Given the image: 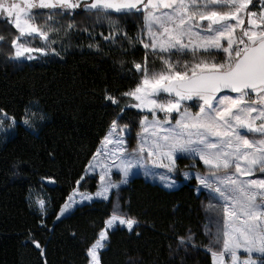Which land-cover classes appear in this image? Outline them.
<instances>
[{
  "label": "trees",
  "instance_id": "16d2710c",
  "mask_svg": "<svg viewBox=\"0 0 264 264\" xmlns=\"http://www.w3.org/2000/svg\"><path fill=\"white\" fill-rule=\"evenodd\" d=\"M143 15L114 13L116 38L106 40L112 34L109 22L101 15L98 23L95 13L76 9L60 19L75 25L59 31L66 44L61 56L23 63L12 60L17 31L0 20L5 37L0 41V110L21 121L36 105L45 116L36 133L18 126L0 145V264L89 263L86 249L105 228L111 202H94L57 217L77 187L96 193L97 180L85 174L112 122L135 123L143 116L122 95L141 79L134 64H144L146 56L149 63L140 42ZM106 95L120 103L112 104ZM34 192L45 195V216L30 204ZM121 194L124 211L139 226L132 232L121 227L109 232L100 264H213L195 181L169 191L137 176ZM191 234L194 245L180 247L178 238Z\"/></svg>",
  "mask_w": 264,
  "mask_h": 264
},
{
  "label": "snow or ice",
  "instance_id": "6c2138e0",
  "mask_svg": "<svg viewBox=\"0 0 264 264\" xmlns=\"http://www.w3.org/2000/svg\"><path fill=\"white\" fill-rule=\"evenodd\" d=\"M22 3L23 6L12 0H0V17L19 31L20 35L11 41L14 58L28 60L35 58L31 55L33 52L47 55V51L42 47H26L25 43L19 42L21 38L36 34L42 40L54 43L49 33L57 30L54 27L44 30L31 23L35 19L32 9L50 10L46 14L48 21H54L57 15H69L78 8L95 13L98 23L102 15L112 32L104 37L106 40L116 38L114 13L121 16L144 14L150 43H144L142 39L140 42L145 49H151L153 56L159 57L163 68L159 72L150 70L146 56L143 65L134 64L136 71L142 74L141 79L122 95L137 101L131 107L146 108L152 114L151 122L145 117L141 124L143 133H147L149 127L153 129V140L149 145L147 139L138 134L137 147L129 151L121 135L127 125L120 126L114 120L102 141V149H98L93 157L95 163L89 164L92 169L101 164L97 160L101 155L111 160V164H101V190L97 196L107 199L109 189L118 187V183L110 179L112 167L124 177L119 183H127L131 169L142 163L145 152L149 158H155L154 164L166 168L169 173L176 171L177 153L198 155L209 170L208 175L197 176L199 184L223 202L219 209H213L222 212L223 223L220 217L211 219L210 225L215 231L209 228L208 232L207 251L213 264H257L252 258L253 253L259 255V264H264V178L241 179L257 173L264 175V0H22ZM257 6L259 10H253ZM204 21L207 23H202ZM73 26L70 23L68 28ZM124 37L127 39L126 33ZM4 39L0 35V41ZM222 41H226V46ZM201 51L207 53L208 58H197ZM213 51L222 52L223 59L217 61ZM189 54L191 61L184 59ZM173 56H176L175 60ZM223 90L237 95L218 96ZM162 93L172 98L158 102L157 97ZM106 99L114 105L120 103L112 95H106ZM194 99L202 102L199 111L193 115L185 109L175 126H171V114L180 112L181 102ZM157 113H164V119L160 120ZM30 115L34 119L45 118L39 112ZM3 118L0 125L4 120H12L7 127L15 125V119L7 113H3ZM23 123L32 127L30 119H24ZM242 129L245 134L241 133ZM247 133L253 134L251 139ZM108 145L113 148L108 149ZM159 179L168 188L175 184L164 174ZM82 198L91 199L89 196ZM38 203L43 207V201ZM72 203H75L74 196L69 197L61 215ZM117 222L126 226L129 232L139 226L138 220L114 204L105 228L86 249L89 264H100L99 250L105 247L103 242L109 239L108 230ZM178 239L180 247L184 248L193 242L191 235ZM33 243L40 248L38 242ZM240 250L247 254L246 258H241ZM226 257L229 258L227 262Z\"/></svg>",
  "mask_w": 264,
  "mask_h": 264
},
{
  "label": "rangeland",
  "instance_id": "374dc122",
  "mask_svg": "<svg viewBox=\"0 0 264 264\" xmlns=\"http://www.w3.org/2000/svg\"><path fill=\"white\" fill-rule=\"evenodd\" d=\"M81 7H83V6H81ZM258 10H259V8H257V11ZM49 11L50 10H42L38 13L31 12V14H33L35 16V19L33 21H30V22L41 26L42 28H44V30H47L49 27H54L55 29H57L56 31H52L49 33L51 40H54L55 42L54 43L46 42V41L42 40L41 38H39V36L36 34H33L32 37L25 35V37L21 38V41H19V42L25 43L26 47H31V48H41L42 47V48H45L47 51V55H43L39 52H33V53H31V55H33L35 58L32 60H28L25 57H21V58L17 59V58H14L15 49L13 48L14 51H13L12 60L14 63H16V62L17 63L31 62L33 60H39V59H42V58L47 57V56H58L59 57V56H61L62 52L66 50V44L64 43V41L62 40V38L58 34L60 33L59 31L62 30L61 28H64V27L68 28L69 24H66V25L61 24L60 19L63 18V16H59V15L54 17V21H57V22L54 23V21H48L46 14ZM21 16L24 17L25 13H22ZM39 18L44 19V21L41 22L40 21L41 19H39ZM143 18H144V15H143ZM0 20L5 21L7 24H10L17 31V34H18L17 36L20 35L19 31L13 26L12 23L7 22L6 20H4L3 17H0ZM38 21H40V22H38ZM202 23L206 24L207 21H204ZM233 23H234V21H233ZM71 24H73V23H71ZM245 26H247L246 21H245ZM72 28H75V25ZM141 33H142L141 39L143 40V42L144 43H150V40H149L147 31L145 29L144 23L142 26ZM15 37L16 36H14L13 38H15ZM222 44H224L226 46V41H222ZM142 45H143V43H142ZM146 50L148 52V61H149V63L147 62V65L152 63V62L154 63V64H151V67H149V69L159 72L163 68V64L161 63V60L159 59L158 56L152 55L151 49H146ZM213 55L215 56V59L217 61L222 60L224 57V54L222 52L213 51ZM200 57L208 58L207 53H204L203 51H201L197 54V58H200ZM175 59H176V56H173V60H175ZM184 59L191 61L192 60L191 54H189L188 56H185ZM154 66H156V67H154ZM221 95H224V94H218V96H221ZM229 95H232L233 97H235L237 94H229ZM127 98L130 100V102L128 103L129 106L131 104L137 103V101H135L131 97H127ZM169 98H172V97H169L168 94H166V93H162V94H160L159 97H157V100H158V102H166V100ZM200 103H202V102L198 101L196 99L191 100V101L181 102L180 112H173L171 114V126H175V121L177 119H180V115L185 109H187L188 112L195 115L199 111ZM131 108L135 111L143 113V116L141 117V119H139L135 123H129V124H122V123H120V120H117L118 125H120V126L127 125V129L123 133H121V135H122L123 139L126 141V146L128 147L129 151H131L132 149L137 147V145L140 141V135H138V134H142L147 139L149 145L152 143V140H153V137H152L153 129L151 127H149L148 132L143 133V128H142V124H141V122L144 120L145 117H147L148 122H151L153 119L152 114L146 108L145 109H140V108H135V107H131ZM36 112L40 113L37 106L32 105L29 107V109L27 110L26 115L24 117V119H26V118L30 119V121L32 123V127H28L27 125H25L23 123L24 119L21 121L15 120L14 126L7 127L8 125L12 124V120H4V124L0 125V145L5 143L10 137H12L14 135L15 130L17 129L18 126H22L25 129L30 130L33 133H36L38 127L45 121V118L43 120L32 118L30 114L36 113ZM157 116L160 120L164 119V113H157ZM0 119H4L2 112H0ZM257 123H259V121ZM133 127H134L135 131H134ZM165 127H169V125H165ZM108 133H109V131H108ZM241 133L245 134L242 131H241ZM252 136L253 135H248V137L250 139L252 138ZM212 139L214 140L215 138L213 137ZM102 147H103V145L101 143L99 149H102ZM107 148L112 149L113 145H108ZM176 156H177L176 171L169 173L166 168H162V167H159L156 164H154L153 159H155V158L154 157L149 158L147 156V152H145L144 153V160L142 161V163L135 165L131 169L129 176L127 177V180H128L127 183H119V181H121L124 177L118 171V169L116 167H112L111 173H110V179L113 182L118 183V187H114V188L109 189V191L107 193V197H108L107 199H104L103 197L97 196V192L101 190V182H100V175L102 174L101 164H103V163L111 164V160H106L103 155L98 156L97 160L100 161L101 164H97V166L94 169L89 168V166H88V168L86 170V174H85V178H95L97 180L98 189H97L96 193L91 194L88 192H83L77 187L70 196V197L74 196L75 203H72L71 207L66 212H64L63 215H61V211L64 207L63 206L60 213H59V217H60L59 219H63L65 217H67L77 207L84 206V205H92L94 202H104V203L111 202V206H112L111 214L113 212L114 204H118L120 206L121 211L123 213L127 214L124 211L122 204H121V195H122L121 192L129 184V182L137 176L143 177L148 182H150L152 184H157V185H159V186H161V187H163L169 191H175V190L179 189L181 187V185L187 181H195L196 187H197V193L202 195L201 206H202L204 214H205V222L203 224L202 231L207 238V245L205 247L207 250V246L209 243V236H208L209 228H211V230L213 232L215 231V227L210 225V220L215 218V217H220L221 218V224L223 223L222 212L221 211H213V209H219L220 205L223 202L214 198L216 195L215 193H212L209 189H205L202 185L199 184V180L197 179V176H206L209 174V170H208V167L206 165H204L203 161H201L199 159L198 155H193V154H189V153H177ZM91 162L95 163V161H93V159L91 160ZM117 163H119V162L117 161ZM146 171L148 172V175L145 174ZM161 174L167 175L170 178V180L175 181L174 186L171 188L165 187L164 184L161 183V181L159 179ZM256 178H264V175L257 173L255 176L241 177V179H256ZM74 193H78V194L74 195ZM83 196H89V197H91V199L90 200L89 199H83L82 198ZM29 201H30V204L32 205V207L35 211L39 212L42 216H45V214L47 212V201H46L44 194H42L40 192H34V193L30 194ZM38 201L44 202L43 207H41V205L38 203ZM68 202H69V200H68ZM210 205H211V207H210ZM117 227L127 229L126 226L119 225L117 222L116 226H114L113 229L108 230V235H109V232L113 231ZM135 227L136 226H134V228ZM191 236L193 237V242L190 246L194 245V243L196 242L195 236L193 234H191ZM103 243L105 244V247H106L107 241H104ZM105 247L103 249L99 250V259H100V253L105 249ZM238 254L241 256V258L247 257V254L244 253L243 250H240V252ZM252 258L256 259L257 264H259L260 257L258 254L253 253ZM225 259L227 262L229 258L226 257Z\"/></svg>",
  "mask_w": 264,
  "mask_h": 264
},
{
  "label": "flooded vegetation",
  "instance_id": "af4514ba",
  "mask_svg": "<svg viewBox=\"0 0 264 264\" xmlns=\"http://www.w3.org/2000/svg\"><path fill=\"white\" fill-rule=\"evenodd\" d=\"M12 2L20 3L21 6H23L22 0H12ZM42 10H48V9H32L31 12L38 13V12H40V11H42ZM57 11H58V10H57ZM21 15H22V13H21Z\"/></svg>",
  "mask_w": 264,
  "mask_h": 264
},
{
  "label": "water",
  "instance_id": "95a60500",
  "mask_svg": "<svg viewBox=\"0 0 264 264\" xmlns=\"http://www.w3.org/2000/svg\"><path fill=\"white\" fill-rule=\"evenodd\" d=\"M75 11V10H74ZM138 73H140V72H138ZM225 93H227V94H236V93H231L229 90H223L222 92H220V93H218V94H225ZM217 94V95H218ZM242 132H244L245 133V130H241ZM248 135H253V134H251V133H247ZM49 184H52L51 182L49 183Z\"/></svg>",
  "mask_w": 264,
  "mask_h": 264
}]
</instances>
